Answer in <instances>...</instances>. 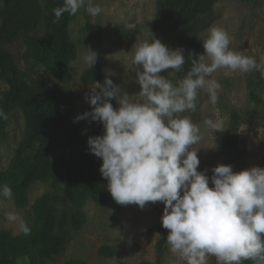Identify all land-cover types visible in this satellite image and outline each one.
Returning a JSON list of instances; mask_svg holds the SVG:
<instances>
[{
	"label": "clouds",
	"instance_id": "1",
	"mask_svg": "<svg viewBox=\"0 0 264 264\" xmlns=\"http://www.w3.org/2000/svg\"><path fill=\"white\" fill-rule=\"evenodd\" d=\"M81 8L92 17L103 11L93 0H63L53 12L58 21L64 13L74 16ZM202 40L205 53L192 60L175 85L160 73L182 70L184 50L169 49L154 37L138 41L132 64L140 92H122L106 77L103 85L97 82L86 96L92 111L78 115L74 122L90 116L102 123L103 134L89 137L87 144L102 159L100 172L118 204H137L141 209L148 202L165 205L162 226L169 230L166 242L175 264H207L209 256L218 264L248 260L264 264V167L235 172L231 165L221 164L209 178L207 170L198 171L200 159L193 150L202 138L200 128L181 115L196 110L201 92L213 105L218 102L221 85L212 76L219 69H226L225 77L252 71L264 76V56L257 61L232 50L229 33L218 26L210 27ZM97 55L90 49L83 63L92 68ZM113 98L118 108L113 107ZM0 119H8L2 108ZM204 124L213 132L222 131L221 124L212 119ZM12 198V188L0 185V208ZM5 218L25 236L31 234L20 213L6 212ZM27 262L28 257L17 258V264Z\"/></svg>",
	"mask_w": 264,
	"mask_h": 264
},
{
	"label": "rangeland",
	"instance_id": "2",
	"mask_svg": "<svg viewBox=\"0 0 264 264\" xmlns=\"http://www.w3.org/2000/svg\"><path fill=\"white\" fill-rule=\"evenodd\" d=\"M93 2L102 7V13L92 17L85 8H81L70 25L71 38L77 45V58L71 64L73 79L70 82H59L44 67L26 59L24 39L8 45L26 79L38 86L67 90L78 108V115L92 111L86 96L92 94V86L96 83L88 86L81 80L83 71L89 67L83 63L82 57L90 49L98 54L97 62L102 65L105 78L112 79L122 92L137 95L141 88L136 82V68L132 64L133 47L138 41L151 40L153 37L157 39L153 27L159 0ZM3 5L4 0H0V9ZM198 22L192 35L193 53L196 57L205 53L202 39L212 26L221 27L229 33L232 50L254 56L257 61L264 56V0H217L210 12L200 14ZM165 45L173 49L172 43ZM180 71L167 69L160 74L175 85L185 76L180 77ZM225 71L226 69H219L212 76L221 85L217 91L219 99L216 104L213 105L208 95L201 92L196 110L181 114L188 116L200 128L202 138L193 145V150L198 151L200 159L198 171L207 170L209 178L213 175L212 169L221 164L231 165L235 172L256 166L264 167V80L256 90L262 98V102L257 104L251 99L248 81L260 72H234L230 77H225ZM105 78L98 83L103 85ZM8 88V84L0 79V93ZM111 103L114 108L119 107L115 98L111 99ZM231 109L242 114L250 111L252 115L244 116L233 130ZM206 119L219 122L222 131L213 132L208 129L204 124ZM79 121L96 122L90 116ZM25 127L24 113L15 110L9 118L8 138L0 141V170L9 168L24 139ZM52 157L55 160L56 177L30 186V206L26 209L16 206L12 191L13 198L6 202V207L0 208V232L9 230L14 235L22 234L14 223L6 220V212L20 213L31 228L35 223L33 205L39 197L44 194L65 197L66 172L58 154H53ZM76 199L78 196H75ZM69 200L57 204L60 217L57 232L67 235L64 251L54 258L39 256L37 264H69L72 260L80 259L86 264L155 263L158 258L156 245L161 239H165L162 264H175L176 257L170 252L166 242L169 230L162 226L161 217L165 207L162 202H148L143 209L137 204L119 206L110 192L106 207L98 206L90 200L85 204L80 200ZM104 245L114 247L117 254L113 257L103 256L99 250ZM27 264H32L29 257ZM207 264L218 262L214 256H209Z\"/></svg>",
	"mask_w": 264,
	"mask_h": 264
},
{
	"label": "trees",
	"instance_id": "3",
	"mask_svg": "<svg viewBox=\"0 0 264 264\" xmlns=\"http://www.w3.org/2000/svg\"><path fill=\"white\" fill-rule=\"evenodd\" d=\"M217 0H159L154 19V34L162 43H172L173 49H183L185 64L179 72L183 77L196 59L193 53L192 35L198 25L199 16L210 12ZM63 5V0H4L0 9V79L9 86L0 93V108L8 119H0V141L8 138L9 118L15 110L25 116V136L9 168L0 170V185L7 184L15 195L16 206H30L28 191L35 182H48L56 177L53 154L66 172V195L60 197L44 194L33 205L34 225L31 234L14 235L9 230L0 232V264H17V258L29 257L37 264V257L54 258L64 251L67 235L57 232L60 225V201L70 198L76 202L89 200L101 207L108 205L107 179L101 172L102 159L90 152L89 137L102 135L103 125L99 121L74 122L78 108L65 89L35 85L26 79L24 71L16 63L8 45L25 40L26 59L33 60L46 69L52 78L61 83L73 79L71 64L77 58V45L71 38L70 25L76 15L64 13L57 21L53 9ZM105 78L99 62L82 73L85 85H94ZM248 87L252 101L262 102L257 88L264 76L258 73L250 77ZM231 128L235 130L244 116L231 109ZM234 171V170H233ZM75 196L78 199L75 200ZM70 201V200H69ZM120 206V204H118ZM159 228V227H158ZM157 261L143 264H162L165 239L157 245ZM99 253L113 257L117 250L109 245ZM69 264H86L84 260H72ZM243 264H253L244 261Z\"/></svg>",
	"mask_w": 264,
	"mask_h": 264
}]
</instances>
